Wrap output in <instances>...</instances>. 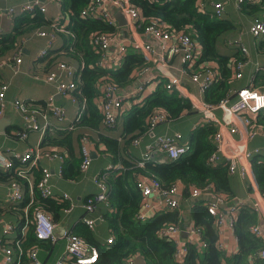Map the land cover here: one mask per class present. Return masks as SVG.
<instances>
[{"label": "trees", "instance_id": "trees-1", "mask_svg": "<svg viewBox=\"0 0 264 264\" xmlns=\"http://www.w3.org/2000/svg\"><path fill=\"white\" fill-rule=\"evenodd\" d=\"M90 1L61 0L62 9L69 18L65 29L71 33V42L64 47L65 53L74 55L80 62H84V67L80 68L77 75L78 87L72 93L81 103L86 99V108L82 117L76 120L70 129L54 128L48 131L41 144V147L46 149L50 146L56 151L57 147L65 149L66 153L62 152L65 161L61 177L70 181L80 179L84 173L81 169L82 154L76 151L78 142L80 141L81 146V137L84 135L91 138L88 132L78 129L88 127L98 130L100 125L105 126L99 102L103 94L100 89L102 79L109 77L119 88L125 87L136 79V72L149 65L146 57L133 47L128 49L121 65L111 68L98 65L100 54L90 46L91 35L96 31L114 32L116 28L103 19L82 15V9ZM208 1L130 0L131 4L140 8L146 22L155 18L168 30H182L200 43L201 53L195 67L207 65L211 61L218 63L219 72L203 94L205 101L218 104L228 95L230 88L245 86L243 78L236 80L233 77L232 64L234 61L247 60L248 56L238 44L241 25L225 16H217ZM240 9L248 17L264 21V0H246L240 5ZM50 23L39 10L19 15L13 29L0 36V59L18 48L24 37ZM257 38L258 50L264 52V34ZM254 82L255 86L264 85V71L257 73ZM129 99L134 103L121 115L127 117L124 139L130 144L144 132H149L148 119L158 110L165 111L168 117L174 120L179 119L185 112L198 113L190 98L178 89L167 88V79L164 76L150 94L142 98L136 96ZM40 104L41 109L47 110L45 103ZM253 122L264 128V108ZM216 131L217 128L213 124H200L189 133L190 149L186 154L178 158H166L165 161L143 160V164L123 156L118 138L103 133L98 135L96 145L98 144L100 151L110 153L111 162L113 164L121 162L123 168L115 167L108 172L110 190L107 201L97 203L101 224H94L92 228L82 221L73 229L75 234L98 248L99 261L93 264H127L129 259L137 255H142L146 264H264L263 258L254 257L255 253L264 247V241L250 230L252 225L260 222L259 213L251 205H244L239 211L235 231L240 248L231 258L217 248L215 244L217 234L213 225L215 217L203 203L190 202L195 225L202 227V239L207 240L208 245L203 248L190 246L183 260L176 258L174 242L160 233L166 225L180 222L183 208L181 206L164 208L141 218L144 195L137 186L139 176L157 179L164 188L173 183H181L188 200L192 184L204 187L209 182L214 183L215 190L225 196H235L228 163L224 161L214 165L209 161V157L216 150L214 139ZM101 144H104V147H101ZM252 168L259 190L264 194V155L258 153L252 158ZM105 171L106 169L98 173ZM42 174L43 167L40 163L28 170L26 175L30 177L33 187L31 195L30 182L27 178L21 177L15 170L4 172L0 169V178L17 180L25 188V198L14 206L19 213L17 222L19 237L5 243L15 250L18 264H31L33 249H37L38 257L40 250L44 252L54 250L51 240L36 236L33 220L37 210L52 213L55 222L79 204L75 201L74 206L65 211L64 208L70 204L68 201L42 196L38 189ZM82 208L85 213L86 209ZM27 219L31 222L23 235L22 230ZM111 236L113 242L108 243L107 239ZM69 264L78 263L72 258Z\"/></svg>", "mask_w": 264, "mask_h": 264}, {"label": "built area", "instance_id": "built-area-1", "mask_svg": "<svg viewBox=\"0 0 264 264\" xmlns=\"http://www.w3.org/2000/svg\"><path fill=\"white\" fill-rule=\"evenodd\" d=\"M61 3V0H51ZM246 0H237L238 6H240ZM212 5L215 10V14L221 17L225 12V3L221 0L213 1ZM21 9L24 12L41 11L46 12L47 7L42 0H25L21 4ZM121 11L127 16L126 26L132 32V37H129V41H126V37L121 38V42L117 47L116 53L111 54L109 52L112 44L116 41L120 35L118 20L115 16V11ZM4 11V8L0 7V13ZM16 11L14 6L6 8V12L11 14ZM82 15L86 17H94L97 19H103L110 25H114L117 29L115 32L96 31L91 35V44L93 48L100 54L98 65L101 67H111L109 63L116 57L119 60H123L128 47L131 46L136 50H139L148 60H153L156 63L161 64L166 73L165 77H168L167 88L178 89L185 96L188 93L182 86V80L180 76L171 75L168 73V63L172 62L176 57L180 58L183 68L182 73L189 74L192 81L195 82L201 93H204L209 86L214 82L219 69L217 65L212 62H208L207 65H203L200 68H195L201 48H199L197 42L187 33L182 30H168L165 25L159 20L152 18L146 22V18L143 16L140 8L131 4L130 0H91L88 5L82 9ZM65 18V19H64ZM63 22L61 23V20ZM67 18L61 12L52 20L53 31H46L44 29H38L35 31L38 35H47L48 44L52 45L56 39V32L66 31L65 25ZM250 32L253 36L259 37L264 34V21L260 18H255L250 26ZM146 35L153 38L157 44L152 43L146 39ZM241 39V38H240ZM238 40V44L241 50L248 54L247 46ZM48 55V50L43 48L40 52V56L45 57ZM17 62L22 61V57H16ZM247 60L234 61L233 68L235 70V77L240 78L243 76V68L247 64ZM4 65V61H0V68ZM84 67V62L80 63V68ZM151 66L143 68L140 73L148 71ZM59 69L65 73L66 77L63 78L62 74L57 71H50L44 78L48 81H55L57 84V90L63 94L71 97L73 102L79 101L72 93L78 87L77 75L74 67L67 63L61 62ZM163 69V68H162ZM151 83V80L140 81L138 86L130 93H120V88L112 82V79L105 77L102 79L100 89L102 91L100 108L103 115V120L107 128H112L116 125L121 111L125 107V100L130 97L145 95L146 89ZM9 84L6 82H0V118L5 113V99ZM235 96V99H233ZM199 108L202 117L195 124L197 127L200 124L208 123L217 127L216 134L214 136L216 142V150L209 157L210 163L216 165L220 161H226L229 165L230 173H239L244 178L250 177L253 172L252 158L262 153V146H256L250 148L249 140L256 138L259 135L264 136V128L254 124L256 115L264 108V90L254 85V76H252L250 83L239 89H231L228 95L223 98L218 104H211L210 102L203 100H197L194 102ZM14 104L19 108L24 120L26 121L24 129L20 132L22 137L28 135V131L43 130L42 124L39 122L37 114L38 111L30 103H26L20 99L14 100ZM48 111L51 115L55 116L59 120L64 119L66 115V108L62 105L54 102V97L51 96L47 103ZM40 108V106H39ZM86 108V99L81 103L76 120H79ZM217 108L223 111L222 117L217 115ZM169 119L167 113L163 110L154 112L148 119L149 130H154L159 124ZM240 134L239 138L235 135ZM182 134L175 135L170 134H158L154 140L146 145V152L144 158L154 159L155 154H164L166 158H178L186 154L190 149L189 143H180L177 138H181ZM136 143H139V138L135 139ZM94 141L87 135L81 137V154L82 162L81 169L87 170L92 163V150L94 147ZM264 147V144H263ZM46 157L48 159H60L64 160V156L53 148L32 147L24 153L16 152L10 156L7 152L0 150V168L10 171L15 170L21 177L27 178L30 182V192L33 194V187L30 177L27 176V172L33 166L40 163V160ZM157 160H159L157 158ZM18 161V164H16ZM143 164V160L139 162ZM106 170L105 173H98L94 176V183L98 187V191L89 196L84 204V207L88 212H94L98 202L107 201L108 192L110 190V184L108 180V172L113 169ZM122 168V167H116ZM59 173H62V167L59 169ZM52 171L48 167H43V174L38 182L39 192L44 197H54L58 199H71L68 193H64L62 197H57L53 190L51 183ZM137 186L141 189L144 195L143 206L144 210L141 211V218H145L148 211L160 210L164 208H176L180 207L181 203L177 197L184 189L183 184L173 183L169 187L164 188L159 180L154 178H140L137 181ZM12 193L10 199L12 201H22L25 198L23 185L17 180H11ZM215 188L214 183L209 182L204 187L192 184L190 187V197L198 198L202 194H207ZM152 194H158L160 199L156 203H151L148 198ZM227 196L218 193L215 195V201H210L207 205L208 211L215 217V222L219 227V232L223 233L227 229L235 231L236 221L238 217L239 208L248 203H238L229 206L226 210L221 209L219 206L225 203ZM258 213L264 215V195L263 199L255 201L252 206ZM31 222L30 219L26 220L23 227L22 234L26 233V227ZM86 222L90 227L95 224V219L91 217H85ZM33 223L35 224L36 236L40 239H47L55 241L57 236L55 234V222L51 215L46 211L39 209L35 212ZM14 225L8 223L6 225V232L12 230ZM250 230L261 237L263 231L261 227L254 224L250 227ZM195 234H201L199 228L193 229ZM161 235L172 240L176 246V258L183 260L189 251L188 245L180 240L181 227L177 223H170L161 229ZM67 243L62 255L58 257L54 264H69L70 259H75L78 264H93L99 261L98 248L90 244L84 238L78 236L73 231H68L65 234ZM108 243L113 242V236L107 239ZM19 246V243H17ZM202 247H206L208 242L202 239ZM216 246L219 250L224 251L225 243L221 238L216 242ZM3 252L5 259L1 264H18L15 250L11 246H4ZM33 261L31 264H43L37 254V249H33L31 252ZM255 258L264 259V247L260 249L254 255ZM127 264H134V258L129 259Z\"/></svg>", "mask_w": 264, "mask_h": 264}, {"label": "crops", "instance_id": "crops-1", "mask_svg": "<svg viewBox=\"0 0 264 264\" xmlns=\"http://www.w3.org/2000/svg\"><path fill=\"white\" fill-rule=\"evenodd\" d=\"M24 1L25 0H0V7L4 8V11L0 13V36L2 34L9 33L15 25L16 18L19 15L26 13L21 9V4ZM213 1H218V0H209L208 3L212 5ZM221 1L225 3V12L222 16L232 19V21L236 22L238 25L239 24L241 25L239 36L241 38V41L248 48V54H246L248 56V62L243 68V76L240 78H236L235 70L233 68L234 70L233 77L236 80L243 78L245 81V86H247L250 83L252 76H254V81H255L257 73L259 71H264V52H260L258 50V43H257L258 38L253 36L252 33L250 32L251 23L255 18H250L246 14H244V12L241 11L240 6H238L237 0H221ZM42 2L47 7V10L46 12H44V14L50 20L51 23L48 26L44 25L43 27L38 29H44L48 32L53 31L52 20L61 12L67 18V23L69 22V18L65 14L66 12L63 11L61 3L51 0H42ZM9 6H14L16 8V11L11 14L7 13L6 8ZM117 11H115L114 13L116 14ZM123 15L127 20V16L125 14ZM64 19L61 20V23L63 22ZM120 27L121 28L119 29V31L121 36H118L116 41L112 44V47L109 50L111 54L116 53L117 47L121 42V38L126 37V41H129V37H132L133 31H131L129 27H127L126 25L124 27L122 26ZM35 31H33V33H31L30 35L24 37L21 40V43L18 48H16L14 51L10 52L9 54H7L6 56L0 59V61L1 60L4 61L3 67L0 68V82H6L9 84V88L5 99V113L0 118V120H5V122H3L0 125V150L7 152L10 156H12L16 152L24 153L32 147L35 148L39 146L41 147V144L44 138L46 137V135L48 134V131H51L54 128L59 130H67L68 128L70 129L76 121V117L80 108V101L73 102L71 100V97L67 95H63L57 90V84L55 81H48L45 80L44 78V76L50 71H57L62 74L63 78H65L66 77L65 73L59 69V64L64 61L71 64L74 67L76 73L80 72L81 62L79 61V59L75 58L74 55L65 53L66 50L64 47L69 45V43L71 42L70 31L66 29V31L56 32V39L53 41L52 45L48 44L47 35L46 36L38 35L35 33ZM146 39H148L154 44H157V42L149 35H146ZM195 41L197 42L199 48H201L200 43L197 40ZM89 43L90 46H92L91 41ZM130 47L131 46H129L128 49ZM43 48L48 50V55L45 57L40 56V52ZM18 56L22 57L21 62H17L16 57ZM122 61L123 60H119L116 57V59L115 58L112 59L109 65L111 67H116L121 65ZM148 62H149L148 66H151L150 69L142 73L136 72V79L127 86L121 87L119 89L120 93L122 94L130 93L138 86L140 81H146V80H151V83L147 87L145 95L150 94L156 88L161 78H163V76L165 77V73L167 69L165 71L164 67L161 64L156 63L153 60H148ZM211 62L212 63L214 62L213 64L217 65L219 69V65L217 62L215 61H211ZM183 65L184 64H182L180 58L176 57L175 59L172 60V62L168 63L167 65L169 71L168 73H170L171 75H177L181 77L182 86L188 93V96L186 97L190 98L194 107L197 109L198 113L191 114L185 112L179 119L174 120L169 118L167 121L159 124L154 130H149L148 128L149 132L146 131L138 137L140 140L139 143L133 141L130 144L124 139V126L127 117L125 115L124 116L121 115L122 112H124L125 110L128 111L131 108L132 104L134 103L133 100H130L128 98L124 102L125 107L121 111L118 121L114 127L107 128L106 126L103 127L102 125H100V129L98 130H94L88 127H81L78 129L82 132L83 131L88 132L91 136V139L95 143L92 150V153L94 154L92 156V163L90 167L84 171L80 179L70 181L61 177V174L59 173V169L63 166V162L65 161V156L63 161H61L58 158L48 159L46 157H43L40 160V166L48 167L52 171L51 183L55 195L57 197H62L64 193H68L71 196V199H64V198L60 199L63 201H68L70 203L69 206L64 208V210L65 211L67 209L70 210L74 206L75 201L79 203V204L76 203L77 205L72 210H70L66 215L63 214L60 219L55 220V230H56L55 234L57 236V239L55 241L51 240L54 244V250L52 252H44L43 250L39 251V259L43 262V264L55 263L58 257L62 255L65 250L67 243L65 237L66 232L73 231L74 227L77 224L81 223L82 221L84 222L85 217L88 216L94 218L95 224L97 225L101 224L102 222L101 217L97 212L98 211L97 205L94 212H88L87 210H85L84 213V209L82 208L84 207L85 204L84 201L86 198L95 194L98 191L97 190L98 187H96V185L94 184V176L98 174L99 171L104 169L108 170L110 169L109 168L110 166L111 168H115L118 166L123 168V164L121 162H118L117 164H113L110 158L111 154L102 153L100 151L98 144L96 145V142L99 140L98 135L100 133H103L112 138H118L120 141V146L122 148L123 156L135 162H140L141 160H148L147 158H144V154L146 152V145L152 142L155 136L158 134L175 135L181 133L182 137L177 138L178 142L189 143L188 141L189 133L190 131L196 128L195 124L202 117L199 108L196 106L194 102L199 99L203 100L204 93H201L199 91L198 85L192 81L189 74L182 73ZM111 67H107V68H111ZM195 68H200V67H195ZM166 79L168 82L169 80L168 77H166ZM256 87L263 89L264 85L256 86ZM239 88L233 87L230 88V90L239 89ZM51 96L54 97V102L56 104L62 105L66 108V115L64 119L59 120L55 116L51 115L48 109L44 111L43 109L39 108V106H41L40 103H45L47 105ZM16 99H20L26 103H30L35 107V109H37L38 111L37 117L39 122L42 124L44 131L42 129L41 130L31 129L28 131V135L26 137H22L20 135V132L24 129V125L26 121L24 120L22 111L19 108H17L14 104V100ZM233 99H235V96H233ZM100 101L101 98H99V102ZM216 112L221 119L223 111L220 108H217ZM235 137L239 138L240 134H236ZM263 143H264V136L259 135L256 138L249 140L248 144L250 148H254L256 146H262L261 154L264 155ZM101 147H104V144H101ZM49 148H52V146H50ZM64 150H65L64 148L57 147V151L61 154H63L62 152L66 153ZM76 151L78 153L80 152L81 154L80 141L78 142ZM157 158L159 159V161L166 160V156L164 154H155L154 159L157 160ZM220 162H224V161H220ZM0 169L4 172H7L2 168ZM230 174H231L233 188L235 190V196L233 197L228 196L226 202L220 204L219 207L221 209L226 210L229 206L238 203H248V205L253 206V203L255 201L263 199L264 194L259 190L253 172L251 173V176L247 178H244L239 173H230ZM140 178H146V177L139 176L138 179ZM23 191L25 195L24 186H23ZM11 193H12L11 180L6 178L3 179L0 178V264L5 259V255L3 252L4 246H7L5 243H10L12 240H15L19 237V231L17 229L19 213L17 212L14 206L17 205L20 201H16V202L12 201L10 199ZM218 193L222 194V192H218L214 188L212 191L208 192L207 194H202L198 198L190 197V200H188L184 195V189H182V192L180 193V195H178L179 197H177V199H179L181 203L180 206L183 208L182 218L180 222L177 223L181 227L180 240L181 242L187 244L189 249L190 246L196 248L197 247L203 248L201 245L202 227L195 225L194 217L192 213V203L190 202H200L206 205L207 207L210 201L215 200V195H218ZM159 199L160 196L158 194H152L149 196L148 201L151 203H156ZM240 209L241 208H239V211ZM142 210H144L143 205H142ZM155 211H159V210L155 209L148 211L147 216L154 213ZM49 214L51 215V217H53L52 213ZM259 216H260V222L257 225L261 227L264 236V215L259 213ZM98 219L100 220L97 222ZM8 223H12L14 227L9 232H6V225ZM213 225L217 234V239L215 241V244L217 240L221 238V240H223L225 243V249L223 252H225V254L231 258L234 254H236L239 251L240 248L236 231L227 229L223 233H220L219 227L216 224V222ZM196 228L200 229L201 234L198 235L193 232V229ZM134 264H146V261L142 255H137L134 257Z\"/></svg>", "mask_w": 264, "mask_h": 264}, {"label": "water", "instance_id": "water-1", "mask_svg": "<svg viewBox=\"0 0 264 264\" xmlns=\"http://www.w3.org/2000/svg\"><path fill=\"white\" fill-rule=\"evenodd\" d=\"M116 18L118 19V22H119V25L124 27L126 24H127V20L126 18L124 17L123 13L121 11H117L116 14H115ZM5 122V120H0V125ZM94 154L92 153V156ZM215 201V200H214ZM100 219L97 220V222L99 221ZM56 232V230H55Z\"/></svg>", "mask_w": 264, "mask_h": 264}, {"label": "rangeland", "instance_id": "rangeland-1", "mask_svg": "<svg viewBox=\"0 0 264 264\" xmlns=\"http://www.w3.org/2000/svg\"><path fill=\"white\" fill-rule=\"evenodd\" d=\"M264 89V88H263Z\"/></svg>", "mask_w": 264, "mask_h": 264}]
</instances>
